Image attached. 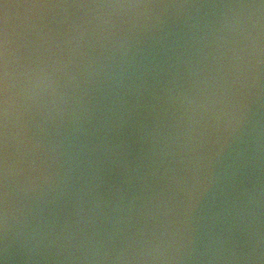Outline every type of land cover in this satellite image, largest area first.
Wrapping results in <instances>:
<instances>
[{
    "label": "water",
    "instance_id": "water-1",
    "mask_svg": "<svg viewBox=\"0 0 264 264\" xmlns=\"http://www.w3.org/2000/svg\"><path fill=\"white\" fill-rule=\"evenodd\" d=\"M0 264H264V0H0Z\"/></svg>",
    "mask_w": 264,
    "mask_h": 264
}]
</instances>
